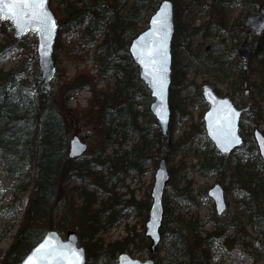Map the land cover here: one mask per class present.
<instances>
[{
    "label": "trees",
    "instance_id": "16d2710c",
    "mask_svg": "<svg viewBox=\"0 0 264 264\" xmlns=\"http://www.w3.org/2000/svg\"><path fill=\"white\" fill-rule=\"evenodd\" d=\"M85 1L77 0L74 4L70 0H61L58 11L60 14L62 12V15L58 17L55 14L59 24L57 40L70 30L79 31L83 28L80 43L71 45L68 54L75 61H83L84 55L94 47L93 66L97 73L93 74L87 68H78L71 80H63L64 70L60 72L56 68L53 80L61 78L62 82L55 92L51 86L45 84L41 71L35 66L36 63L31 64L37 56L35 36L31 35L29 38L26 35L17 39L9 22H0V56L11 49L23 55L18 63L9 69L0 67V162L3 164L1 171L13 182V200L10 204H4L5 194L0 191V218L7 216L10 220L5 224L4 232L14 227L16 216L22 211V218L12 236L11 246L3 257H0V264H20L48 230H56L62 235L76 230L79 242L85 248V264H101L105 259L109 264H115L119 255L124 252L142 260L148 256L155 264H162L165 260L171 264H211L209 247L218 238L208 232L202 235L205 230L201 229L203 224L196 214L199 208L193 194L192 181L179 175L186 168L183 160L178 161L177 168L170 169L171 189L164 196V216L160 229L161 237L172 238L174 244H180L176 247L178 254L161 258L158 249L152 250L151 243H148L150 240L144 233L132 232V228H127L129 233L119 240L107 242L101 238L114 227L121 225L132 212L138 214V211L148 204L136 200L133 193L129 198L123 199L122 195L114 193V186L99 187L95 177L99 181L101 178H98L97 172L92 174V169L109 160L85 159L82 162L84 156H69V135L75 120L67 101L74 93L88 88L92 93L88 101L89 107H79V110L98 117L99 126L106 139L110 137L114 125L123 120L130 121L139 141L125 156L134 159L130 161L132 167L139 169L142 174L143 165L147 161L155 160L156 157L173 160L177 153L190 152L195 142L203 143L205 140L208 145L203 152L204 169L207 172H217L220 177L224 174L223 170L229 169L232 183L243 184L241 195H245L244 200L259 202L264 199V164L256 144L250 141L253 139L252 134H244L241 131L245 144L250 141V145L245 150L226 156L230 158L229 165L206 134H200L197 130L198 123H192L177 140H173L170 134L163 136L155 127V119L149 110L151 97L139 78L137 65L128 52L131 38L140 32L138 23L145 5L149 4L153 13L161 0ZM169 1L174 5V57L178 47L188 49L189 44L199 35H206L205 24L196 25L195 15L210 9L217 11L221 21L219 31L223 29L231 35L247 32L246 37L251 32L245 28L243 21H235L229 30L226 8L237 3L245 6L247 10L254 7V3L264 5V0H214L212 4L205 0ZM193 9L196 12H193ZM52 10L54 12V9ZM101 27L105 32L99 40L97 34ZM256 37L252 57L243 62L236 56V61L230 68L233 67L237 72L232 87L240 90L246 81L249 87L258 89L259 102L254 100V109L242 115L241 123L249 120L254 126H259L264 124V33ZM57 40L55 48L63 50L62 45L57 46ZM97 41L100 42L95 45ZM232 52L237 55L235 47ZM254 56L256 63H253ZM53 59L57 64L56 55ZM223 64L229 65L227 60ZM201 65H204V62ZM188 67L187 65L179 69L178 62H173L169 100L173 115L178 111L185 119L192 116L186 108L181 109L184 100L179 87L186 80ZM111 71L116 77L114 88H98L97 82L103 81ZM252 76L257 79L253 80ZM192 85L197 87L198 98L203 99L201 85L194 82ZM136 98H143L145 112L135 109ZM140 115L142 122H139ZM195 151L197 153L199 149ZM91 186L92 190H88ZM226 188L229 189L228 186ZM27 192V201L22 210L20 194ZM230 224L238 226L239 230L243 228L238 224L236 217L230 220ZM217 228L219 227L213 230Z\"/></svg>",
    "mask_w": 264,
    "mask_h": 264
},
{
    "label": "rangeland",
    "instance_id": "374dc122",
    "mask_svg": "<svg viewBox=\"0 0 264 264\" xmlns=\"http://www.w3.org/2000/svg\"><path fill=\"white\" fill-rule=\"evenodd\" d=\"M76 1L77 0H70V2L74 4ZM89 1L93 2L94 0H86L85 2ZM205 1H207L208 4H212L214 0ZM60 2L61 0H50V7L51 9H54L53 13L58 17L62 15V12L60 14L58 11ZM254 4L255 6L249 10H247L242 4L238 3L230 4L226 8V18L229 30L232 29L230 25L235 21L237 23H239V21L244 22L247 16L257 13L259 8L264 7V5L259 3ZM158 5L159 3L157 4V7ZM193 12H196V10L193 9ZM151 15V7L149 4H146L142 12V18L138 23L139 31H143L148 27ZM219 23H221V21L217 11H212L210 9L201 14L195 15L196 25L202 26L205 24L204 31H206V35H199L191 44H189L188 49L187 47L177 48V55L174 57V61L178 62V68L182 69L187 65L189 66L186 70V80L184 84L179 87L181 90L180 95L182 100H184L181 109L184 110L186 108L192 117L185 119L180 116V112L175 111L174 115L172 112L168 135L170 134L173 140H177L184 131L188 130L192 123H198L196 127L197 130L200 134H205L203 115L201 116V114H204L208 109V105L203 99L198 98L197 87L192 85L193 82L196 85H203L205 83L212 85L214 89L218 90L221 96L231 97L239 108L246 107L247 102L250 99L251 106L249 112L254 109V100H258L259 102L260 95L257 88H251L247 84V88L245 86L240 90H236L235 86L232 87L235 83L237 72L233 67L230 68V65L235 63L236 56H238V53L235 55L232 52V49L234 47L237 49L238 43L242 41L251 42L255 45L257 37L252 33L245 37L247 32H243L242 35L239 32L231 35L223 31V29L222 31H219ZM82 30L83 28H80L79 31L70 30L68 33H65L59 41L56 39L58 41L57 46L62 45L63 50L59 48L56 49L54 46L53 56H57L58 63L55 64L56 68H58L60 72L64 70L65 79L63 80H71V78L76 75V70L78 68H87L93 74L97 73L93 66L94 47L90 52L84 55L83 61H75V59L68 54L71 50V45L80 43L79 41L81 39ZM104 32L105 29L101 27V31L97 34L99 40L103 38ZM31 35H34L36 38L35 34H29V38ZM30 40L31 39H29V41ZM99 42L100 41H97L95 45ZM22 56L13 51V49L8 50L4 55L0 56V67L9 69L17 64ZM225 60H227L229 65L223 64ZM203 62L204 65H201ZM34 63H36L35 66L38 68L37 56L36 59L31 62V64ZM253 63H256V56L253 57ZM252 79L255 80L257 78L256 76H252ZM115 80L116 77L111 71L103 81L99 80L97 82V87L114 88L116 83ZM61 82V78L59 80L54 79L51 81L50 86L52 87L53 92L56 91ZM245 90L248 91V94L245 93ZM91 96L92 93L87 88L74 93L67 101V106L73 110L72 115L75 120L74 128L72 127L70 131L69 140L74 135H78L88 144V149L83 155L82 162L85 161V159H99V161L109 160L108 162L100 163V167L92 169V174L95 175L97 172L98 178H101L99 181L97 177H95V180L99 183V187L111 188L114 186V193L120 196L122 195L123 199L129 198L133 193L136 200H141L148 204L146 207L139 210L138 214L137 212H132L121 225L114 227L110 232L102 235L101 238L107 242L122 239L127 236V233H129L127 232V228H132L130 229L132 232L136 231L138 234L144 233L145 235V223L148 219L151 204L150 193L154 182V174L159 161L165 157H156L155 160L151 159L147 161L143 165V174L139 169L133 168L130 161H133L134 159L131 156L126 157L125 154L126 152L132 151V146L138 143V134L133 129L130 121L123 120L114 125L109 138H104L105 133L99 126L98 117L91 115L93 113L84 114L79 110V107H89L88 101ZM143 102V98H136L135 100V109L139 112H145ZM142 121L143 118L140 115L139 122ZM199 121L201 122L199 123ZM108 123L109 122H107L106 125H108ZM155 127L158 128L161 133V129L157 124H155ZM254 127V124L249 120L241 123V129L244 134H251ZM258 127L264 131V124H259ZM153 132L154 130H152V133ZM250 141H253V139ZM250 141L245 144V147L242 150L248 148ZM207 145L208 144L205 140L203 143L195 142L192 151L179 152L174 156L173 160L165 159L167 160L169 171L171 167L177 168L178 161L183 160L186 168L183 172L179 173V175L192 181L193 194L197 202L198 200L200 201V208L196 214L199 215L200 223L203 224L201 229L205 230L202 232V235L204 236L205 232H208L214 238H218L215 239L209 247L211 253L210 262L211 264H264V199L259 202L250 201L249 199L244 200L245 195H241V192L244 190L243 184L241 182L232 183V176L230 175L231 171L229 169L223 170L224 174L221 177L217 172H207L202 164L203 152L207 148ZM196 149H199L197 153L195 151ZM122 156L123 159H121ZM222 158L227 160L228 165L230 164V158L226 156H223ZM1 170H3V164L0 162V191L4 192V204L7 205L13 200V182L9 177L3 174ZM169 182L165 194L171 189ZM215 183H220L225 188L228 186L229 189H227L228 211L227 214L222 217L224 222L219 228L213 230V221H217L219 218L216 217L213 202L209 199L207 192ZM75 185L80 186L79 184ZM88 190H92V186L88 187ZM20 195L22 196L21 206L23 210L27 201L28 192ZM233 217L238 218V224L243 226L242 230H239L238 226L236 227L233 224H229ZM21 218L22 211L16 216L17 220L14 227L7 232H4L6 230L5 224L10 220L7 216H2L0 218V257H3V254L11 246L13 241L12 236L16 233L18 222ZM67 233L63 234L64 237H66ZM218 233L221 235H218ZM148 239L150 240V238ZM150 242L151 240L148 243ZM179 245L180 244L177 242L174 244L172 238L161 237L156 249H158L159 256L164 259V257L177 253L176 247ZM146 258H148V256L144 257V259ZM101 264H109V261L105 259ZM162 264L171 263L170 261L165 260Z\"/></svg>",
    "mask_w": 264,
    "mask_h": 264
},
{
    "label": "water",
    "instance_id": "95a60500",
    "mask_svg": "<svg viewBox=\"0 0 264 264\" xmlns=\"http://www.w3.org/2000/svg\"><path fill=\"white\" fill-rule=\"evenodd\" d=\"M167 4L169 14V26L167 30V39L164 41V51L166 53L165 67L166 72L163 76V89L153 80L151 69L146 68L139 59V51L145 46H152L153 41L159 43V37L152 36L150 33L155 31L152 25V20L156 18L164 5ZM46 8L51 13L52 18L56 22L55 30L48 38H42L38 32L32 30L19 31L15 23L11 18H0V22H9L13 28L14 37L22 39L29 33L36 35L37 45L36 54L38 59V68L41 71L42 78L45 84L49 87L55 74V63L53 59L54 46L56 43L59 24L58 20L50 7V0H46ZM245 25L256 35H260L264 32V7H261L256 14L250 15L245 20ZM175 31L174 22V7L173 3L168 0H162L154 13L151 15L148 27L135 35L129 45V53L133 62L138 66V75L140 80L144 83L145 87L149 90V95L152 98L149 109L154 116L156 124L161 129L163 136L168 135L172 110L170 107L169 97L170 88L172 85V67H173V53H172V40ZM253 44L250 42H240L237 46L239 57L243 61H247L253 52ZM201 93L204 102L208 105V109L203 116L204 130L207 138L212 142L216 150L224 155H231L238 149L244 146V138L240 132V121L242 114L250 109L251 101L245 108H239L236 106L234 100L229 96H221L210 84H203L201 87ZM246 94L248 91L246 90ZM235 111L239 115L233 120V130L235 136L239 138V143H224L217 137L216 129L224 123L225 118L230 112ZM253 140L256 143L259 156L264 164V132L256 127L252 131ZM88 149V144L83 141L78 135H74L69 142V156L71 158H79ZM170 180V171L167 160L162 158L154 174V182L150 193V209L148 213V219L145 223V235L150 238L152 242V250L156 248L161 240L160 229L164 216V195L167 188V184ZM209 196L214 199L218 214H223L226 211L227 203L225 199V192L220 184H215L208 192ZM50 241L52 246L62 245L66 248L79 250L82 252L83 264L86 263L85 248L79 244V236L76 231H68L66 238L59 234L56 230H49L44 237L27 253L20 264H25L34 251L44 244ZM54 264V262H52ZM116 264H155L152 259L140 260L133 257L128 252H124L119 255Z\"/></svg>",
    "mask_w": 264,
    "mask_h": 264
},
{
    "label": "snow or ice",
    "instance_id": "6c2138e0",
    "mask_svg": "<svg viewBox=\"0 0 264 264\" xmlns=\"http://www.w3.org/2000/svg\"><path fill=\"white\" fill-rule=\"evenodd\" d=\"M169 6L164 5L160 14L152 20L155 31L152 36L159 37L160 42L153 41L152 46H145L139 51L140 62L151 69L153 80L163 89V76L166 72L164 41L167 39L169 26ZM0 18H11L21 32L32 30L42 38H48L55 30L56 22L46 8V0H0ZM239 114L235 111L225 118L217 129V137L224 143H239L233 130V120ZM264 144V142H262ZM83 264L82 252L62 245L52 246L50 241L41 244L25 264Z\"/></svg>",
    "mask_w": 264,
    "mask_h": 264
},
{
    "label": "flooded vegetation",
    "instance_id": "af4514ba",
    "mask_svg": "<svg viewBox=\"0 0 264 264\" xmlns=\"http://www.w3.org/2000/svg\"><path fill=\"white\" fill-rule=\"evenodd\" d=\"M243 87H245V83H244V85H243ZM246 88H247V86H246ZM249 101H250V99H249ZM248 101V102H249ZM248 102H247V104H248ZM204 125V124H203ZM215 184H220V183H215ZM214 184V185H215ZM213 185V186H214ZM220 185H222V184H220ZM213 186H211L210 188H209V190L213 187ZM223 187V189H224V192H225V199H226V203H227V188H225L224 186H222ZM209 190H208V192H209ZM208 192H207V195H208V197H209V199L213 202V206H214V208H215V212H216V217H218L219 219L216 221V220H214L213 221V224H214V228H216V227H220L221 225H222V223L224 222V220H223V218L222 217H224L226 214H227V209H228V203H227V208H226V211L223 213V214H218V210H217V207H216V203H215V201H214V199H212L210 196H209V194H208ZM196 202H197V200H196ZM198 208H200V201L198 200ZM218 224V225H217ZM229 224H230V222H229ZM203 227V226H202Z\"/></svg>",
    "mask_w": 264,
    "mask_h": 264
},
{
    "label": "bare ground",
    "instance_id": "6f19581e",
    "mask_svg": "<svg viewBox=\"0 0 264 264\" xmlns=\"http://www.w3.org/2000/svg\"><path fill=\"white\" fill-rule=\"evenodd\" d=\"M69 142H70V140H69Z\"/></svg>",
    "mask_w": 264,
    "mask_h": 264
}]
</instances>
